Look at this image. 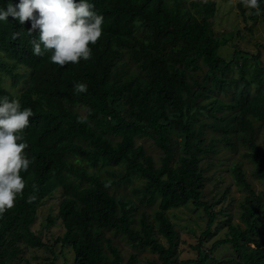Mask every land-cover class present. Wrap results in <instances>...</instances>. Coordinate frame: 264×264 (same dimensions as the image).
<instances>
[{
  "label": "trees",
  "instance_id": "obj_1",
  "mask_svg": "<svg viewBox=\"0 0 264 264\" xmlns=\"http://www.w3.org/2000/svg\"><path fill=\"white\" fill-rule=\"evenodd\" d=\"M93 2L104 15L102 36L90 44L89 60L63 67L51 62L50 53L33 55L28 41L38 31L28 32L30 21L21 25L11 16L0 21V96L18 98L33 109L24 132L31 161L21 171L26 187L14 207L0 214V264H28L22 254L29 248L47 246L54 253L29 221V211L54 196H60L58 213L49 214L47 226L61 219L65 232L55 242L72 247V264H137V252L146 250L158 254L151 264H264V189L255 190L240 162L230 168L247 192L239 201L243 224L232 222L228 208L221 209L229 231L212 246L230 244L236 258L217 261L210 250H201L204 239L221 228L213 207L226 193L212 203L203 199L201 162L212 159L214 145L246 147L242 155L255 163L253 174L264 181L261 55L248 65L218 53L228 36L218 37L211 20L219 12L217 0ZM238 5L247 24L264 12V2L259 11L242 0ZM17 31L21 35L13 39ZM5 76L12 88L27 76L26 88L15 95L3 85ZM74 82L87 83V92L75 93ZM139 139L152 141L162 152L159 161ZM103 171L121 177L109 178ZM133 176L144 179L136 188L141 201L158 202L153 217L142 212L140 228L132 225L137 205L112 192ZM189 202L205 210L208 222L195 245L197 259L185 260L179 259V234L168 212ZM113 230L137 248L125 262L107 234Z\"/></svg>",
  "mask_w": 264,
  "mask_h": 264
},
{
  "label": "rangeland",
  "instance_id": "obj_2",
  "mask_svg": "<svg viewBox=\"0 0 264 264\" xmlns=\"http://www.w3.org/2000/svg\"><path fill=\"white\" fill-rule=\"evenodd\" d=\"M191 1L192 0H186V4H190ZM217 2L219 5V12L217 16L211 20L213 21L214 29L218 37L224 35L228 36L226 43L219 46L218 53L227 59L239 60L240 64L246 62L248 65L253 63L254 55L260 54L259 60L264 68V12L260 13L256 18L248 20L247 24L244 20L242 9L238 5V0H217ZM248 26H250V28ZM14 61L15 60H12L10 63H14ZM26 77L27 76L22 77L21 82L14 88L11 87L10 76H5L2 83L15 95H18L27 86V83L24 82ZM79 109L82 115L85 116L87 114L84 107L79 106ZM137 143H144L147 152L153 154L157 161H159L162 152L152 144V141L139 139ZM260 143L262 150H264V130H262ZM214 148L217 149V151L211 153L212 159L205 158L201 162L202 166L205 167L204 176L206 177L203 187V199L212 203L226 192L224 200L213 207V210L217 214L216 218L219 224L221 222L222 225L213 237L204 239V242L201 244V250L205 253L210 250L217 261H221L225 257L234 256V258H236V253L230 244L220 245L212 249L214 242L226 237L229 231L226 222L228 216L221 212V209L228 208L232 215V222L243 224L240 217L241 210L239 201L247 194L246 191L239 188L230 166H233V162H238V164L240 162L253 187L258 192L264 189V181L254 176L253 171L255 163L242 155L246 147L238 144L233 150L227 144L219 143L214 145ZM103 176L115 179H120L121 177L118 172L117 175L113 177L105 171H103ZM143 183L144 179L140 176H133L131 182H121L120 184L114 185L112 188L113 194L117 197L123 200L129 199L132 203L137 205L136 212L138 218L134 220L132 224L136 228H140L138 219L143 211L153 217V213L158 207V202L149 205L145 201H141V195L136 192V188L141 187ZM59 197L54 196L48 198L38 209L34 207L29 211V221H34L32 223L33 229L42 232L44 240L53 245L54 253L47 246L29 248L22 254L25 260L28 261V264L73 263L74 252L72 247L68 245L62 247L61 243L55 242L56 239L65 232L61 224V219H57L55 225L50 227L47 226V217L49 214L52 213L56 216L58 213V206L60 203ZM168 215L175 224L176 231L179 234V238L177 239L179 259H197L199 252L198 249L195 248V245L200 242V237H202L203 232L207 228V213L204 209L197 208L193 202H189L182 207L171 209ZM107 234L113 237L114 244L120 248L121 254L123 255V262L127 261L134 252H137V248L132 246L131 242L125 238V235L122 233L113 230L108 231ZM160 238L165 244H168L165 238ZM137 253L139 259L137 264H151L150 261L158 259V254L150 250ZM208 264L218 263L209 262Z\"/></svg>",
  "mask_w": 264,
  "mask_h": 264
},
{
  "label": "clouds",
  "instance_id": "obj_3",
  "mask_svg": "<svg viewBox=\"0 0 264 264\" xmlns=\"http://www.w3.org/2000/svg\"><path fill=\"white\" fill-rule=\"evenodd\" d=\"M264 0H242L245 7L260 10ZM9 16L23 25L30 21L28 32L38 35L28 41L35 56L50 53L52 63L61 67L92 57L91 45L102 36L104 15L96 10L93 0H6L0 5V21ZM21 34L13 32V39ZM74 92H87L85 82H74ZM33 116L31 107L22 106L18 98L0 96V214L14 207L23 195L26 180L21 171H27L30 159L25 152V129ZM35 199L30 196L29 200Z\"/></svg>",
  "mask_w": 264,
  "mask_h": 264
}]
</instances>
